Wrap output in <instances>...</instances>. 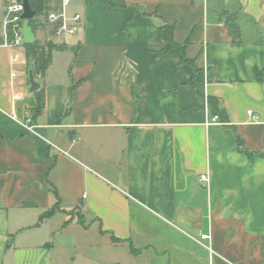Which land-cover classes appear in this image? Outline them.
I'll list each match as a JSON object with an SVG mask.
<instances>
[{"label":"crops","instance_id":"1","mask_svg":"<svg viewBox=\"0 0 264 264\" xmlns=\"http://www.w3.org/2000/svg\"><path fill=\"white\" fill-rule=\"evenodd\" d=\"M65 13L77 33H35L76 47L34 76L37 115L25 44H0V264H264V0ZM164 25L182 52L164 51ZM208 97L227 121H208Z\"/></svg>","mask_w":264,"mask_h":264},{"label":"trees","instance_id":"2","mask_svg":"<svg viewBox=\"0 0 264 264\" xmlns=\"http://www.w3.org/2000/svg\"><path fill=\"white\" fill-rule=\"evenodd\" d=\"M20 1V0H17ZM31 8L35 11V15L33 18L29 20V25L31 26V29L34 33L38 30L39 27H48L47 25V14L50 11H58L60 9V0H54L55 1V7H50L51 0H28ZM113 5H120L118 2L110 1ZM163 29V35L166 42V46L164 48V51L171 49V48H177L182 52V45L176 44L172 40V26L171 25H164L162 26ZM51 30V29H50ZM11 38V33H7V39ZM3 42V37L0 36V44ZM25 49L27 53V59H28V72L29 70L32 71L34 76L43 77L45 75L46 69L48 68L50 62H51V52L53 50L57 51H64L67 49L75 51L76 47H68L65 44H54L51 41H45L44 43H41L38 39H35V41L31 44H25ZM187 62H189L188 59H185ZM193 67V66H192ZM71 67L69 68L70 72ZM72 86H69V96H71L72 93ZM36 97H37V106L34 109V115H37L41 113L45 106V94H44V88H38L35 90ZM208 103L210 105V114L211 115H217L219 120L222 122L227 121V115L225 110L219 106L218 100L214 97H208ZM70 112V107L66 110V112L58 118L61 119L62 117L66 116ZM236 144L237 148L240 151L245 152L248 155H251L252 153L248 150H246L243 146L242 139L239 136H236ZM54 193V190H53ZM59 200L57 198V201L55 204L47 210L43 215V217H47L52 215L55 211H59ZM114 241H118L116 237H112ZM130 251L132 253H135V249L133 247H130Z\"/></svg>","mask_w":264,"mask_h":264},{"label":"built area","instance_id":"3","mask_svg":"<svg viewBox=\"0 0 264 264\" xmlns=\"http://www.w3.org/2000/svg\"><path fill=\"white\" fill-rule=\"evenodd\" d=\"M71 0H60V9L58 11H50L47 14V25L51 29V32L56 37H63L66 35H73L77 33L82 27V17L79 13H73L71 16H67L65 13V7L70 4ZM23 11L22 1L17 0H8V3L5 7V14L3 18V42L1 43L4 46H23L22 39V18L21 14ZM11 33V38L7 39V33ZM249 114H252L251 110L248 111ZM253 119L255 117L252 116ZM210 123H216L219 121L217 115H211L208 118ZM22 125L27 129L31 130V119L28 117ZM206 175H200V179H206ZM85 197V195H82ZM207 235H200V239H206ZM206 248L211 250L207 245Z\"/></svg>","mask_w":264,"mask_h":264},{"label":"water","instance_id":"4","mask_svg":"<svg viewBox=\"0 0 264 264\" xmlns=\"http://www.w3.org/2000/svg\"><path fill=\"white\" fill-rule=\"evenodd\" d=\"M23 4L22 18V39L24 44H31L35 41V33L29 25V20L34 17L35 11L31 8L28 0H21ZM30 90L35 91L39 88V83L35 81L34 75L31 70L28 72Z\"/></svg>","mask_w":264,"mask_h":264},{"label":"rangeland","instance_id":"5","mask_svg":"<svg viewBox=\"0 0 264 264\" xmlns=\"http://www.w3.org/2000/svg\"><path fill=\"white\" fill-rule=\"evenodd\" d=\"M43 32H44V29H43L41 32H39V33H40V37H42V40H43L44 38H46L45 33H44V35L41 34V33H43Z\"/></svg>","mask_w":264,"mask_h":264}]
</instances>
